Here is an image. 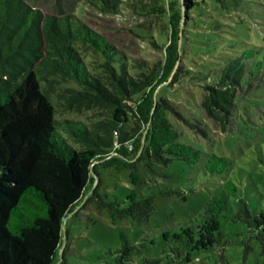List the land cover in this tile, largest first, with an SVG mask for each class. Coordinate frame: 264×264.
<instances>
[{
    "label": "trees",
    "instance_id": "1",
    "mask_svg": "<svg viewBox=\"0 0 264 264\" xmlns=\"http://www.w3.org/2000/svg\"><path fill=\"white\" fill-rule=\"evenodd\" d=\"M89 3L113 15L123 9L118 0ZM194 4L152 0L131 5L145 18L165 21L162 57L148 65L130 58L77 14H50L25 0H0V264H88L69 259L73 250L68 216L94 203L113 222L130 219L144 225L156 211V194L143 195L135 188L124 199H106L98 191L100 171L130 169V182L141 186V166L170 179L174 161L221 175L222 182L202 205L200 225H216L212 241L200 245L201 233L193 227L164 234L168 262L190 264L193 251L218 245L220 264H230V239L221 230L224 220L247 228L245 256L253 250L252 239H257L264 257V206L239 197L232 207L230 198L238 196L239 186L227 176L229 161L216 154L204 158L202 150L180 142L169 119L177 112L159 93L161 86H175L187 73L181 39ZM136 30L147 32L145 25ZM137 31L133 32L140 35ZM141 37L155 44L151 36ZM253 50L232 57L214 78L201 82L208 91L203 107L222 123L241 118L234 112L237 88L263 73L264 52L256 56ZM261 82L257 88L264 95V79ZM60 103L66 111L96 109L99 117L89 123L57 119ZM120 111L129 124L118 117ZM179 190L166 188L158 195L170 197ZM120 238L112 264L160 262H134L129 258L133 246L123 232Z\"/></svg>",
    "mask_w": 264,
    "mask_h": 264
},
{
    "label": "rangeland",
    "instance_id": "2",
    "mask_svg": "<svg viewBox=\"0 0 264 264\" xmlns=\"http://www.w3.org/2000/svg\"><path fill=\"white\" fill-rule=\"evenodd\" d=\"M46 13L57 14L60 10L81 16L92 29L102 34L124 50L132 59L151 65L162 57L160 45L166 41L165 21L145 18L131 5L152 3V0H118L123 8L119 14H109L89 3L91 0H25ZM189 20L183 26L181 57L185 78L170 88L162 87L160 96L176 110L169 116L179 132V141L203 151L204 158L211 154L225 157L230 163L227 175L239 186L237 197L230 198L235 208L239 197L251 205L264 206V95L257 88L264 79V70L258 78L250 80L244 88H237V104L234 112L241 118L222 123L211 116L202 103L207 89L201 82L214 78L216 70L242 51L256 48L255 55L264 52V0H193ZM140 25L147 32H138ZM140 35H136L134 32ZM142 36H151L152 41ZM197 79L198 81L194 80ZM213 85H217L216 82ZM216 87V86H215ZM64 103V101H61ZM57 119H75L86 123L99 117L96 109L79 112L64 110L63 104L56 106ZM118 117L129 124L122 111ZM250 127L255 128L253 132ZM144 184L134 186L130 182V169L117 172L113 169L100 171L98 191L108 200L124 199L135 188L143 195L156 194V211L148 223L137 225L130 219L113 222L108 212L98 211L94 203L80 209L76 216L66 218L70 247L73 256L69 259L88 264H112L115 250L122 245L123 232L133 248L129 258L136 263L144 260L168 262V247L164 234L180 233L193 227L201 233L200 245L212 241L215 224L200 225L204 200L222 182L221 175L205 173L199 166L193 168L174 161L169 173L172 178H162L147 172L141 166ZM166 188L180 189L170 197L158 195ZM221 230L230 239L226 245V256L230 264H264L260 243L252 239L253 250L244 254L243 240L250 235L242 224L222 222ZM166 245V246H165ZM219 246L192 252L190 264H220ZM140 251V253H139Z\"/></svg>",
    "mask_w": 264,
    "mask_h": 264
}]
</instances>
